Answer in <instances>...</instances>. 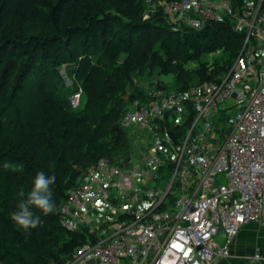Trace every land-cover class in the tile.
<instances>
[{
	"label": "trees",
	"instance_id": "obj_1",
	"mask_svg": "<svg viewBox=\"0 0 264 264\" xmlns=\"http://www.w3.org/2000/svg\"><path fill=\"white\" fill-rule=\"evenodd\" d=\"M148 1L160 2L0 0V264H62L88 241L95 244L84 229L62 228L58 210L100 158L129 160L131 139L121 118L129 105L145 101L142 89H128L133 78L169 75L174 90L160 81L157 86L180 92L220 81L237 59L243 33H233L227 19L201 30L176 29L159 10L144 19ZM243 5L232 0L237 13ZM217 50L231 52L223 65L189 67ZM57 62L72 66L79 78V109L58 93ZM33 93L44 95L37 104ZM191 117L181 127L169 126L175 145ZM40 172L55 177L49 186L54 207L47 214L32 207L41 223L26 230L12 216Z\"/></svg>",
	"mask_w": 264,
	"mask_h": 264
},
{
	"label": "built area",
	"instance_id": "obj_2",
	"mask_svg": "<svg viewBox=\"0 0 264 264\" xmlns=\"http://www.w3.org/2000/svg\"><path fill=\"white\" fill-rule=\"evenodd\" d=\"M251 1L240 13L232 0L147 2L144 19L159 10L171 25L192 30L227 19L232 32L243 33L239 64L234 63L230 76L186 96L153 90L146 105L125 112L120 124L134 135L148 137L150 150H140L139 163L134 153L126 164L104 157L68 191L59 207L60 225L67 231L87 222L89 209H82L86 203L122 216L110 225L109 239L81 247L62 264H212L229 256L245 223L264 225V75L260 76L264 65L258 55L264 45V0H259L254 13ZM71 102L77 104L75 96ZM218 103L240 112L241 119L235 117L232 127L237 130L234 136L213 133L211 113ZM189 110L193 117L175 145L164 117L181 115L184 125ZM155 129L162 131L161 136H154ZM167 164L170 170L162 168ZM160 171L169 172L175 182L172 201L163 199L162 192L147 207L113 205L114 198L132 192L134 186L144 189L146 178L156 179ZM93 185L97 193L90 195Z\"/></svg>",
	"mask_w": 264,
	"mask_h": 264
},
{
	"label": "rangeland",
	"instance_id": "obj_3",
	"mask_svg": "<svg viewBox=\"0 0 264 264\" xmlns=\"http://www.w3.org/2000/svg\"><path fill=\"white\" fill-rule=\"evenodd\" d=\"M259 0H252L251 1V6H252V13H254V9L255 6L258 4ZM245 3H247V0L245 1ZM245 3L243 5V7L245 6ZM248 5H250L248 3ZM236 11L238 12V10L236 9ZM174 28L176 29H181L183 28L181 25H173ZM258 55L261 57L262 63L264 65V45L260 47L259 51H258ZM231 54V52L229 51H224V50H217L213 53H202L199 60L195 61L193 63H191L189 65V67L191 68H195L198 67L199 64L201 65L202 63H206L205 65H223L224 63H226L227 61V57ZM96 58V55L92 56V59L94 60ZM67 63L63 62L62 64L59 65V63H55L54 65V73H53V77H60L62 79L63 82V88L60 90H58V93L60 92V94L62 93V97L68 99L69 104L71 106L72 109L76 110L79 109L83 102H84V95L83 93L79 92V78L73 74L72 72V66H66ZM229 65V63L227 64V66ZM264 75V70L261 71L260 76L262 77ZM157 81L162 82L161 85H163L166 89L169 90H174L172 88V76L169 75H163V76H158L155 75L153 77H147L146 75H139L136 76L135 78L132 79L130 86L128 85V89H142L144 92L150 90L151 88H153V86H155L154 82L157 83ZM132 87V88H130ZM36 93L39 91L38 88L35 89ZM165 90V89H164ZM167 91V90H165ZM24 93V92H23ZM20 93V94H23ZM42 93V92H41ZM34 94V93H33ZM44 95L41 94V96H39L38 94H34L33 97H31V100L33 102H36V104L38 103V101H40L41 97H43ZM77 100V104L76 105H72L71 102V98L74 97ZM36 108V107H35ZM34 108V109H35ZM232 111V115L230 117V123H232L235 120V117L237 116L238 111L235 108L231 109ZM228 121L223 120L222 124L216 128V132L221 131V129L223 128V136H227V129L226 126L228 125ZM184 130L187 131L188 126H183ZM147 133V132H145ZM221 136V138L223 137ZM147 139L148 137H146L145 135L143 136L141 133L139 132H135V137L132 138L131 143L133 142V144H131V151L130 154L134 153V155H138L140 153V150H142L146 144H147ZM136 162L139 163V160L136 159ZM170 177V173L169 172H159V178L156 181H152L151 183V187L146 186L144 187V189H140L138 188V190H136L135 192L137 193V197L140 200L141 198H143V195L147 194V198L146 200L149 202H154L159 198V195L161 194V191H164L168 184L171 181ZM152 189V190H151ZM159 190L160 193L157 191ZM156 191V192H155ZM128 196L125 195V197L121 198V202L123 203H127L128 200L130 198L126 197ZM145 200V201H146ZM146 201V202H147ZM136 205H138V203H136ZM116 219V216H112L109 215L107 212L105 214V212L100 216V221L107 223V222H113ZM104 231V229H103ZM109 230L106 229L105 230V236L102 237V239L105 237L107 238L109 236ZM95 238V242L100 241L99 239L101 238L100 232L97 233V235H92Z\"/></svg>",
	"mask_w": 264,
	"mask_h": 264
},
{
	"label": "bare ground",
	"instance_id": "obj_4",
	"mask_svg": "<svg viewBox=\"0 0 264 264\" xmlns=\"http://www.w3.org/2000/svg\"><path fill=\"white\" fill-rule=\"evenodd\" d=\"M179 1H181V0H179ZM179 1H170L169 3H172V4H174V3H177V2H179ZM167 3V2H166ZM243 3H245V0H243ZM251 5V4H250ZM260 8H261V6H260ZM234 33V32H233ZM241 50H240V53H239V55H238V57H237V59L235 60V65H237V64H239V58H240V56H241ZM243 60V59H242ZM242 62V61H241ZM240 62V63H241ZM234 65V64H233ZM233 67L234 66H232L231 67V69H230V71H229V76H230V74H231V72H232V69H233ZM227 74V75H228ZM226 75V76H227ZM213 81H204V82H202V83H200V84H198V85H196V86H193V87H190V88H188L187 90H185V91H180V92H175V91H165L164 89H162V88H160V87H158L157 86V83L156 82H154V84H155V86H153V88H151L150 90H148V91H146L145 92V101L142 103V104H132V105H129L128 107H127V109L124 111V113H123V116H124V114H125V112L127 111V110H129L130 108H133V107H135V106H140V105H146L148 102H149V96H148V94L150 93V92H152L153 90H161V91H164L165 93H167V94H169V95H173V96H177V95H184V96H186L190 91H195V90H198L199 89V86H201V85H203V84H213L212 83ZM215 82V81H214ZM78 103V102H77ZM232 108H234V107H231V106H228L226 103H222V104H216L213 108H212V117H213V122H212V124H211V126L213 127V133H214V135L215 136H217V134H223L222 132H223V128L221 129V131H219V132H216V128L217 127H219L221 124H222V122H223V120H227L229 123H228V125L226 126V129H227V136H234L235 134H237V130H234V129H232V127H233V125H234V123H235V120L232 122V123H230L231 121H230V117H231V115H232V111H231V109ZM189 113H190V115H192V117H193V111H191V110H189ZM123 116H122V118H123ZM122 118H121V120H122ZM236 118H240L241 119V115H240V112L238 111V113H237V116H236ZM215 119V120H214ZM186 121V119H181V115H172L171 116V118H169L167 115H165V117H164V124L166 125V127L167 128H170L169 126H171V127H181V125L184 123ZM122 126V125H121ZM123 127V126H122ZM124 129H126L127 131H128V134H129V137H130V139L132 140V138H134L135 137V135L127 128V127H123ZM161 129V125H160V127H158V129ZM158 129H155V132H154V136L155 137H159V136H161V132L159 133V131H158ZM171 129V128H170ZM171 130H173V129H171ZM169 133H170V131H169ZM168 133V134H169ZM171 134V133H170ZM149 139H150V137H149ZM131 144H133V142L132 143H130V147H131ZM150 141L148 140L147 141V144H146V146L142 149V150H146L147 152H149V150H150ZM129 151V150H128ZM134 159H136V158H139V156L136 154L134 157H133ZM105 159H107L109 162H111L112 160L111 159H109V158H106L105 157ZM103 160H104V158H100L97 162H96V164H94L93 166H91V167H89V168H87L86 169V171L84 172V174H83V176H82V178H81V181H79V183L75 186V187H73V188H71V189H74V188H76L79 184H81L82 183V180H83V178L84 177H86L87 176V174H88V171L90 170V169H92V168H98L99 167V164L100 163H102L103 162ZM97 163H98V165H97ZM97 166V167H96ZM162 168H168V169H171V166L169 165V164H167V165H164V166H162ZM159 178V176L156 178V179H151V178H149V180H148V178H146V181L148 182V184H147V186H149V187H151V183H152V181L154 182V181H156L157 179ZM134 180V177H130V181H132V182H134L135 183V180ZM174 188H175V182H171L170 181V183L168 184V186H167V188L164 190V191H161V195H163V199H166V200H170V198H169V196L170 197H172V195H171V193H173L174 192ZM70 189V190H71ZM69 190V191H70ZM136 190H138V188L137 187H133V189H132V192H130V193H128V196H126V197H128V198H130L128 201H131V203H134V204H136V203H138V205H140V206H144V207H147V206H149V205H151L153 202H149V201H147L146 200V198H147V196H145V195H143V198H141L140 200L138 199V197H137V193L135 192ZM152 190V189H151ZM159 193H160V191L159 190H157ZM156 192V191H155ZM95 193H97V186H95V185H93V186H91L90 187V189L88 190V194H90V195H93V194H95ZM127 195V194H126ZM134 195H135V197H134ZM160 195V196H161ZM123 197H125V196H121V197H119L118 199H115L114 198V200H113V205L114 206H116L117 208H123L120 204H121V198H123ZM166 197V198H165ZM67 198H68V193H67V197H66V199H65V201L60 205V208H61V206L66 202V200H67ZM147 202H146V201ZM117 201H120L119 203L117 202ZM171 201V200H170ZM126 203V202H125ZM127 203H129V202H127ZM156 202H154V204H155ZM153 204V205H154ZM92 204L91 203H86L85 205H84V207L82 208V209H89V211H91V209H95V205H93L92 207H90ZM136 206V205H135ZM158 206H160V204H158ZM90 207V208H89ZM60 208H59V210H58V213L60 214ZM101 209H103L104 211H106L109 215H110V213L108 212V209H106V208H103V207H100ZM118 216V218L119 217H121L122 215L121 214H118L117 215ZM116 216V217H117ZM60 218V217H59ZM117 218V219H118ZM116 220V219H115ZM114 220V221H115ZM113 221V222H114ZM248 223V222H247ZM90 224H91V222H90V219H89V213H88V219H87V222L86 223H84V224H81V225H79V226H77L73 231H77V230H85V231H88V233H90V234H92V235H97V233H99L100 232V235H101V238L99 239L100 241H104V240H107V239H109L110 238V235L111 234H109V236L107 237V238H105L106 236H105V230L106 229H108L109 230V232H110V225L112 224V222H107V223H104V225L102 224V225H100V226H96V227H98V228H96V227H94V228H96V230H95V232H96V234H94V233H91L89 230H91L90 228ZM246 224V223H245ZM244 224V225H245ZM259 224V223H258ZM242 227H240V229H241ZM103 229H104V231H103ZM240 229H239V231H240ZM103 236H105L103 239H102V237ZM100 241H98V242H100ZM98 242H95V243H98ZM91 244H93V243H91V241H88V243L87 244H85V245H83V246H91ZM82 246V247H83ZM81 248H79V249H77L74 253H76L78 250H80Z\"/></svg>",
	"mask_w": 264,
	"mask_h": 264
},
{
	"label": "crops",
	"instance_id": "obj_5",
	"mask_svg": "<svg viewBox=\"0 0 264 264\" xmlns=\"http://www.w3.org/2000/svg\"><path fill=\"white\" fill-rule=\"evenodd\" d=\"M128 202L123 204L121 202L120 205L123 208H139V205L131 203V201ZM132 204L134 205L132 206ZM104 212L106 214V211L99 206L89 211L91 222L89 231L91 233L96 234L95 230L98 228L96 226L104 225V222L99 220ZM212 264H264V225L256 222H248L243 225L230 248L229 256L218 258Z\"/></svg>",
	"mask_w": 264,
	"mask_h": 264
},
{
	"label": "clouds",
	"instance_id": "obj_6",
	"mask_svg": "<svg viewBox=\"0 0 264 264\" xmlns=\"http://www.w3.org/2000/svg\"><path fill=\"white\" fill-rule=\"evenodd\" d=\"M55 182V177L46 178L43 172H40L35 181L34 187L28 195V199L20 203L19 211L14 213L12 219L18 226L23 229L36 228L41 219L39 216H34L30 210L32 207L39 209L47 214L53 211L54 204L50 199L49 186Z\"/></svg>",
	"mask_w": 264,
	"mask_h": 264
}]
</instances>
